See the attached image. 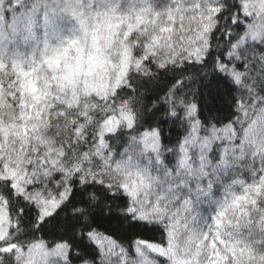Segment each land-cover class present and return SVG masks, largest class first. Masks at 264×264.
<instances>
[{
  "label": "rangeland",
  "instance_id": "rangeland-1",
  "mask_svg": "<svg viewBox=\"0 0 264 264\" xmlns=\"http://www.w3.org/2000/svg\"><path fill=\"white\" fill-rule=\"evenodd\" d=\"M219 1L0 0L3 175L42 218L77 176L121 188L135 217L167 230L166 246L141 242L134 254L92 232L101 264H264V88L253 79L264 84V51L256 50L264 47V0H242L251 22L231 63L219 65L239 87L235 122L205 133L191 107L174 169L156 130L120 156L106 141L134 123L129 105L111 99L128 72L147 71L145 58L201 61ZM222 141L216 159L210 153ZM9 227L0 198V240ZM68 255L66 244L37 242L19 249L16 263L71 264Z\"/></svg>",
  "mask_w": 264,
  "mask_h": 264
},
{
  "label": "trees",
  "instance_id": "trees-1",
  "mask_svg": "<svg viewBox=\"0 0 264 264\" xmlns=\"http://www.w3.org/2000/svg\"><path fill=\"white\" fill-rule=\"evenodd\" d=\"M218 4L214 24L208 33V50L205 55L207 56L209 49L224 52L223 57L217 56L216 68L221 64H227L224 61H229L230 51L246 33L251 22L244 11L242 0H220ZM261 48L264 47L256 44L257 52H263ZM144 61L148 70L128 72L125 82L111 97L117 105L122 103L129 105L134 123L130 128L122 127L108 134L106 141L111 151L116 156H120L133 138L156 130L162 159L168 168L174 169L180 160L182 141L189 132L187 115L191 107L196 109L197 117L205 127L203 118L199 115L202 89L204 96L212 90H217V94L222 97L209 115L207 125L208 128H222L238 118L239 87L228 76L237 88L233 98L223 89L222 82L209 83L205 88L202 78L211 80L214 66L204 64V58L199 62L183 60L166 66L156 65L149 58H145ZM253 79H256L255 83L258 86L264 88V84H261L257 78ZM215 108H219L220 111H215ZM156 109L161 111L157 113ZM176 115H180L181 122L173 125L172 118ZM162 119L169 120L168 125L165 126L167 135L173 136L171 129L175 127L177 141L164 143L159 125ZM169 153L172 154L171 159ZM2 167L0 162V198L6 202L10 227L0 240V264H17L16 256L19 249L37 242H43L49 247L66 244L69 247L68 259L71 264H101L100 250L89 237L92 232H99L112 238L129 254H134L141 242L159 246H166L168 243L167 230L157 221L140 219L149 225V230L128 232L117 230L113 223L103 220L94 223V214L102 213L107 216L110 213L118 215L132 213L131 199L121 188L112 189L96 179L81 182L77 176L73 178L68 198L47 216L48 219L44 224L38 225L37 221L44 220L45 217L42 218L34 202L17 193L13 182L3 175ZM20 209H24L26 214L21 215ZM81 240L87 241L89 250L86 251L81 246Z\"/></svg>",
  "mask_w": 264,
  "mask_h": 264
},
{
  "label": "snow or ice",
  "instance_id": "snow-or-ice-1",
  "mask_svg": "<svg viewBox=\"0 0 264 264\" xmlns=\"http://www.w3.org/2000/svg\"><path fill=\"white\" fill-rule=\"evenodd\" d=\"M251 46H249L250 48ZM257 47H260L257 45ZM261 51H264V48L260 49ZM247 55V52L245 51L244 53ZM217 56L223 57L224 52L220 51L217 52L216 50L209 49L207 56L204 57V64H212L213 67V72L211 75V80H206L205 78H202V84L207 87V84L212 83V82H222L223 89L227 91V94L229 96H232L233 98V93L237 91V88L233 85V83L230 81L228 75L224 72L221 71L219 68L215 67V62ZM225 63H231V61H224ZM240 67H244L243 62L240 63ZM264 90V89H262ZM201 96L202 99L199 104V115L201 118H203L205 128L202 129L203 132L207 133V125L209 121V115L214 111V106L217 104L219 99H222L221 96L217 94V90H212L208 92L207 96H204V89L201 91ZM230 107V105H229ZM161 109H156V112H160ZM182 111V109H181ZM215 111H220L219 108H215ZM155 117H153L154 119ZM181 122V117L180 115H176L175 117L172 118V124L176 125ZM169 120L168 119H162L159 121L160 125V132L161 135L163 136L164 143L165 144H170L171 142L177 141L175 139V127L171 129L173 136H169L165 132V126L168 125ZM168 131V129H167ZM226 141H222L220 144L216 145L212 153L210 155L214 156L217 159V154H219V148L225 144ZM172 154L169 153V159H171ZM21 215L26 214L24 209H20ZM55 215V213L53 214ZM48 217H45L44 220H38L37 224L42 225L44 224L45 220H47ZM100 220H103L105 222L113 223L115 228L117 230H124L126 232L131 231V230H149V225L146 222L141 221L140 219H137L134 214L132 213H127L126 215H118L115 213H110L107 216H104L102 213L101 214H94V223L98 222ZM81 246L87 251L90 249L89 244L85 240H81Z\"/></svg>",
  "mask_w": 264,
  "mask_h": 264
}]
</instances>
